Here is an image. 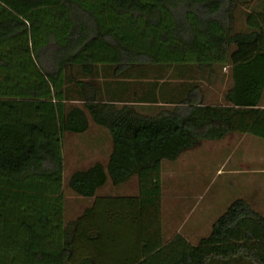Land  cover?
Segmentation results:
<instances>
[{"label":"trees","instance_id":"obj_1","mask_svg":"<svg viewBox=\"0 0 264 264\" xmlns=\"http://www.w3.org/2000/svg\"><path fill=\"white\" fill-rule=\"evenodd\" d=\"M247 1L0 0V264H71L77 238L92 239L97 212L90 207L69 221L66 190L125 207L116 226L132 230L140 250L141 199L100 198L108 184L137 179L142 187L148 175L159 186L161 164L201 142L264 138V3L246 13L242 31L237 9ZM218 67L230 68L233 86L223 104H209L202 87ZM106 69L125 92L141 86L142 96L126 103L175 106L145 115L132 104H104L116 97L98 90L113 83L94 85L90 77ZM146 69L172 72L162 84L132 82ZM92 123L112 136L109 160L66 177L64 135L85 134ZM15 192L22 193L17 215L5 209V194ZM201 241L230 247L201 250L197 260L187 254L178 264H264V215L237 199Z\"/></svg>","mask_w":264,"mask_h":264},{"label":"rangeland","instance_id":"obj_2","mask_svg":"<svg viewBox=\"0 0 264 264\" xmlns=\"http://www.w3.org/2000/svg\"><path fill=\"white\" fill-rule=\"evenodd\" d=\"M263 3L264 0H252L239 5L237 29L246 30V13L261 11ZM171 72V69L162 71L146 69L144 72H136L131 80L134 82L139 78L144 82H154L160 79L159 82L162 84L167 79L161 78H167ZM230 74V68L218 67L212 75V83L204 84L202 88L207 103L216 105L224 103V94L233 86ZM160 92L163 91L160 90ZM72 104L76 103L71 102L67 105ZM262 105L264 106V100ZM58 114L61 121L64 115L62 110L59 109ZM91 126L92 130L90 129L85 134L66 133L64 135L66 177L96 163L98 152L94 145L98 146L100 142H103L102 144L109 143L110 148L112 147V136L109 131L93 123ZM97 135L101 137L94 138ZM226 140L228 141L201 142L195 149L185 152L178 160L164 161L160 168L159 186H156L157 183L152 185L151 176L145 175L142 187L141 182L134 179L126 185L124 190L115 191L117 197H129L139 193L143 198L145 212L153 216L158 214L161 216L159 218L163 216L162 224L154 225L153 228H150L152 231L149 229L153 244L147 241L150 248L148 247L143 256L140 255L142 259L137 264H178L179 260L187 254L197 260L201 250H222L230 247L228 242L214 244V246L205 245L202 244L201 239L209 235L214 221L237 199L247 200L257 212L264 215V138L252 134L237 133L230 135ZM91 143L92 146L89 147ZM98 147L100 148V146ZM238 170L239 173H232ZM172 173L175 177L181 174L182 182L189 181L194 185L190 188V193H183L185 189L181 188L178 199H173L172 195L165 193L163 185L172 178ZM66 195L68 220L82 216L83 207L86 208L92 202L76 197L70 190H66ZM5 196L8 200L5 209L17 215L15 208L19 204L22 193H8ZM176 205L180 213L174 216ZM144 219L145 226L149 225L146 217ZM119 229V226H114L115 233L113 232L112 243L107 242L105 236L102 237L103 242L100 246L97 245V248H101L103 254H100L96 264L98 262L99 264H108L110 258L108 255H115L117 262L121 261L119 257L125 252L126 240L131 241L134 248L133 239H131L133 237L132 230L128 227L126 232ZM178 229L180 230L177 233ZM120 232L124 235H121ZM77 239L78 243L71 264H79L84 257L91 256L90 247L88 248V245L83 242V238ZM79 254H82V257H78Z\"/></svg>","mask_w":264,"mask_h":264},{"label":"crops","instance_id":"obj_3","mask_svg":"<svg viewBox=\"0 0 264 264\" xmlns=\"http://www.w3.org/2000/svg\"><path fill=\"white\" fill-rule=\"evenodd\" d=\"M100 76L99 75H92L91 81L94 83V85L96 84V82H99V80H101V82L104 83L103 80H109V82H112L113 84H106L107 90H102L99 91V94L104 95L105 93L109 92V96H113L116 97L114 98V100L116 101H105L104 104L108 103V104H115L117 106H122L125 104H132L137 106L139 109V111L145 115H155L158 112V108L159 107H173L175 106L174 104L171 103H162V100H159V103H152V102H156V101H151L150 102H135V103H126V98H136V97H140L141 95V86H138L137 88L133 87L131 88V90H129L128 92H125V90L122 88V86L124 84H115V79H112L111 76V71L110 69H106L105 71H101L100 72ZM104 76L107 77L108 79H104ZM125 82V81H123ZM139 82H141V79H139ZM102 83V84H103ZM105 87V86H104ZM113 92H115L116 95H111ZM171 92V90H170ZM151 97L154 98L153 93L151 94ZM162 97V96H161ZM125 101V102H124ZM71 102H75L76 104H83L82 101H70L68 100L66 103H71ZM92 127V126H91ZM93 128V127H92ZM91 128V130H92ZM96 137H101L99 135L95 136ZM227 138L223 139L224 142L228 141L226 140ZM103 140V139H102ZM94 142V140H93ZM103 142H100V148L96 145L95 146V150H97V156H96V163H106L109 160V155H110V144L107 143L106 145L102 144ZM102 144V145H101ZM230 145V144H229ZM92 146V143L89 145V147ZM109 146V147H108ZM106 148V150H104ZM239 173L240 171H233L232 173ZM188 175V174H187ZM181 174L177 175L175 177V175L172 173V178H170L168 180V182H165V185H163V187H165V193L172 195L173 199H178V196L180 195V190L185 189L183 191V193L185 192L186 194L190 193L191 187H194V185L189 182V181H181ZM164 184V182H163ZM139 185V182H138ZM126 187L123 186L121 188H116L115 186H113L112 184H108V186L102 190L99 194V197H117L115 195V191H122L124 190V188ZM140 187V185H139ZM168 189V190H166ZM138 196L141 199V209H140V216H141V242H142V248H140V250H138V246L136 244V241L133 239V244H134V248L132 247V242L131 241H125L126 242V249L125 252H123V254L119 257L121 259V261L119 260V262H117L116 260V256L114 255H108L109 258V262L108 264H129L132 259H137L139 257V255L142 254V256L144 255V253H146V251L148 250V245L147 243L150 242L151 244H153V238L151 234V229L153 228L154 225L158 226L159 223H163V216L162 218L160 215H155L153 216L152 214H148L147 212H145V205L144 202H142V197L139 195ZM177 196V197H176ZM175 197V198H174ZM97 199L93 198L90 203L89 206H87L86 208L83 207L82 210H87L90 207H96V215L94 216L93 222H94V227H93V232H92V239H88V238H84L83 242L88 245V248L90 247V251H91V258L93 260H99L98 258H100V254H103V250L100 248H97V245L100 246L103 242V236H105L106 241L109 243L113 242V228L114 226H116L118 223L116 221L121 220L120 218H124L127 217V210L125 209V207L119 208V206H117L116 204H114L113 202H110L109 200L107 202H102V204H97L95 201ZM103 201V200H102ZM175 215L180 213L179 212V208L176 205L175 206ZM67 212H68V206H67ZM130 217L132 215V213H129ZM81 217V216H80ZM80 217H78L77 219H69V221L72 220H78ZM148 222L149 225L145 226V218ZM130 220V219H128ZM187 221V220H186ZM185 221V222H186ZM179 225V223H177ZM177 225V226H178ZM182 228V227H180ZM149 229L151 231H149ZM180 229L177 230V233L179 232ZM115 233V232H114ZM98 237V238H97ZM148 241V242H147ZM106 242V243H107ZM78 243V239L75 241V245H74V249L76 250V245ZM129 244V246H128ZM151 246V245H150ZM94 247V248H93ZM150 248V247H149ZM102 252V253H101ZM113 252V251H112ZM140 253V254H139ZM110 254V253H108ZM114 254V252L112 253ZM82 254H79L78 257H82ZM87 258V257H84ZM97 262V261H96ZM99 264V262L97 263Z\"/></svg>","mask_w":264,"mask_h":264}]
</instances>
